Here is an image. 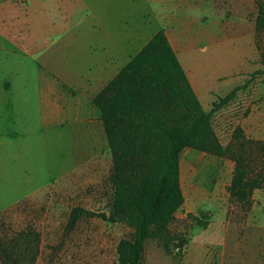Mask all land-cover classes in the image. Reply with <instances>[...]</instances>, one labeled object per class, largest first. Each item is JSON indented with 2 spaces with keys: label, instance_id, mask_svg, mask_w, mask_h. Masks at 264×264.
Returning a JSON list of instances; mask_svg holds the SVG:
<instances>
[{
  "label": "rangeland",
  "instance_id": "374dc122",
  "mask_svg": "<svg viewBox=\"0 0 264 264\" xmlns=\"http://www.w3.org/2000/svg\"><path fill=\"white\" fill-rule=\"evenodd\" d=\"M124 1L125 7H138L135 14L142 19L148 15L149 3L161 0ZM61 4L62 0H45L40 8L43 21L38 25L45 32V45L52 41L46 36L58 30L59 17L72 12L71 7L64 9ZM76 10L81 13L78 7ZM256 14L252 0L250 15L254 18ZM211 51V46L206 51L194 48L186 54L185 63L214 90L201 97V104L204 112L211 114L213 131L222 144L228 145L243 121L258 111L264 119V34L255 27L246 68L237 64L235 69L216 71ZM233 51L222 54L225 62L235 58ZM240 69L244 70L233 76ZM235 89L234 97L225 100ZM4 123L0 115V264H119L118 245L122 239L133 238V228L98 217H83L73 229L68 228L74 208L95 214L109 212L112 154L103 122L102 126L92 127L91 143L83 145L77 136L56 135L54 138L60 137L61 141L38 142L34 150L24 146L21 154L15 149L5 154ZM244 124L248 137L264 140V127L256 129L253 120ZM234 169L235 162L230 158L184 149L180 179L185 202L171 229L184 233L190 242L197 232L205 230L189 219L190 213L208 217L211 222L214 219L212 226L218 227L221 217L217 211L225 209L233 225L227 232L224 257L217 262L214 258L212 264H264V189L255 191L250 209L245 211L228 191ZM247 219L251 220L249 226L240 224ZM184 260L185 255H169L157 240L148 239L141 264H186Z\"/></svg>",
  "mask_w": 264,
  "mask_h": 264
},
{
  "label": "crops",
  "instance_id": "0c3cea01",
  "mask_svg": "<svg viewBox=\"0 0 264 264\" xmlns=\"http://www.w3.org/2000/svg\"><path fill=\"white\" fill-rule=\"evenodd\" d=\"M251 1L161 0L150 2L147 17L141 19L135 14L138 7H125L124 0H62V7H71L72 12L59 17L57 32L46 36L52 41L45 45V32L38 25L43 21L40 8L45 0H0V115L5 119V154L12 149L21 154L24 146L34 150L38 142L61 141L56 135L77 136L83 145L91 143L92 127L102 126L93 99L160 30L166 33L201 101L214 90L185 63V56L194 48L206 51L211 46L216 71L235 69L237 64L246 68L256 27ZM232 50L235 58L225 62L222 54ZM251 120L256 129L264 127L262 111L247 121ZM246 122H242L244 130ZM44 135L49 139L40 138ZM217 213L220 226H212L213 219L187 244L186 264H212L214 258L217 262L224 257L233 223L227 210ZM250 221L240 224L249 226Z\"/></svg>",
  "mask_w": 264,
  "mask_h": 264
},
{
  "label": "trees",
  "instance_id": "16d2710c",
  "mask_svg": "<svg viewBox=\"0 0 264 264\" xmlns=\"http://www.w3.org/2000/svg\"><path fill=\"white\" fill-rule=\"evenodd\" d=\"M257 6L256 29L264 34V0ZM264 74V70H263ZM233 90L225 100L232 99ZM112 154L109 212L95 214L80 207L70 215L69 229L83 217L125 223L132 239L118 245L119 264H141L144 246L155 239L164 251L182 257L189 239L172 231L185 196L180 179V155L186 148L230 158L235 162L230 198L245 211L256 190L264 189V140L245 134L238 125L224 145L203 110L189 78L164 30L149 42L96 95ZM206 229L205 216L188 215Z\"/></svg>",
  "mask_w": 264,
  "mask_h": 264
}]
</instances>
